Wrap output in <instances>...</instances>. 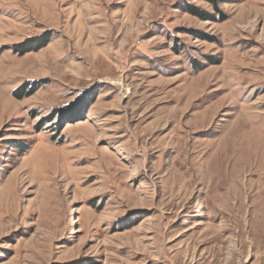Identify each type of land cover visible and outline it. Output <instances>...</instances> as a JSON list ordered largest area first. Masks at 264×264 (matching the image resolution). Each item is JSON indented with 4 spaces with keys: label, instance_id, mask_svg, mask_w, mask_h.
I'll return each mask as SVG.
<instances>
[{
    "label": "rangeland",
    "instance_id": "rangeland-1",
    "mask_svg": "<svg viewBox=\"0 0 264 264\" xmlns=\"http://www.w3.org/2000/svg\"><path fill=\"white\" fill-rule=\"evenodd\" d=\"M0 264H264V0H0Z\"/></svg>",
    "mask_w": 264,
    "mask_h": 264
}]
</instances>
